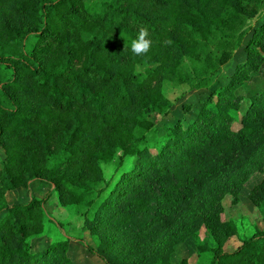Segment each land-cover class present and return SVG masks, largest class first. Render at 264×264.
I'll list each match as a JSON object with an SVG mask.
<instances>
[{
	"label": "trees",
	"instance_id": "1",
	"mask_svg": "<svg viewBox=\"0 0 264 264\" xmlns=\"http://www.w3.org/2000/svg\"><path fill=\"white\" fill-rule=\"evenodd\" d=\"M141 27L152 44L134 56ZM263 63L264 0H0V264H78L69 239L40 243L62 225L46 209L53 193L82 211L99 247L76 241L105 264H171L190 239L208 264H264V229L227 251L239 228L223 218L225 197L238 204L264 172V88L238 92ZM166 84L209 94L162 134L154 118L175 107ZM132 158L107 179L102 163ZM35 181L52 192L7 201ZM249 198L264 206V179Z\"/></svg>",
	"mask_w": 264,
	"mask_h": 264
},
{
	"label": "rangeland",
	"instance_id": "2",
	"mask_svg": "<svg viewBox=\"0 0 264 264\" xmlns=\"http://www.w3.org/2000/svg\"><path fill=\"white\" fill-rule=\"evenodd\" d=\"M97 1H110V0H97ZM34 45V40L31 39L28 43V49H31ZM245 60V53L243 48L240 49L233 60V62L224 68L220 73L218 79L213 85L212 89L223 86L233 73L235 62ZM146 68L145 65L139 67V71ZM264 88V63L260 67H256L252 71L247 73V78L244 80L243 85L238 89L239 93L251 95L255 92L261 91ZM165 94L174 104V110L172 114L167 117H155V121L164 134L171 126L176 124L179 118L191 119L196 115V112L201 107V102L209 94V91H191L187 87L176 89L170 84L165 86ZM191 104L193 109L191 112H185L184 106ZM4 152L0 149V166L4 162ZM135 159L125 160L122 164L119 160H115L111 163H102L105 175L108 180L114 181L119 177L120 173L132 166ZM264 179V172L256 174L250 178L246 183L240 194V202L233 204L230 195H227L224 199L225 214L224 220L232 219L238 224L239 235L233 238L225 247L227 251H234L241 246L242 241L245 238L252 236L255 231L260 228L264 229V206L256 208L251 202L249 196L253 187L259 184ZM51 192L49 184L42 181H35L32 183L30 190L18 189L16 191L9 192L7 201L10 204L26 203L34 196L37 198H45ZM46 209L49 215L62 225L58 226L57 223H48L46 231L40 236V243L46 244L51 242H60L64 240L70 241L69 256L78 264H105L99 257L93 255L87 251L76 239H83L86 243L96 248L99 247L98 240L95 236H91L89 233L83 234L81 228L84 224L82 211L75 207H62L59 203L57 194L50 198L46 204ZM201 238L207 239L210 246L214 245L212 238L207 234L205 229L201 231ZM183 259H187L189 264H208L209 259L207 254L202 256V259L198 256L196 243L190 239L183 244L176 247L175 253L171 258V264H179Z\"/></svg>",
	"mask_w": 264,
	"mask_h": 264
},
{
	"label": "clouds",
	"instance_id": "3",
	"mask_svg": "<svg viewBox=\"0 0 264 264\" xmlns=\"http://www.w3.org/2000/svg\"><path fill=\"white\" fill-rule=\"evenodd\" d=\"M152 41L148 38V30L141 27L136 38L131 40L130 50L134 56L146 55L151 48ZM127 48V44L124 46Z\"/></svg>",
	"mask_w": 264,
	"mask_h": 264
},
{
	"label": "crops",
	"instance_id": "4",
	"mask_svg": "<svg viewBox=\"0 0 264 264\" xmlns=\"http://www.w3.org/2000/svg\"><path fill=\"white\" fill-rule=\"evenodd\" d=\"M51 187V186H50ZM51 192H52V187H51ZM50 192V193H51ZM9 194V193H8ZM8 194H7V197H8ZM56 193H53L52 197L55 195ZM42 199V198H41ZM236 250V249H235Z\"/></svg>",
	"mask_w": 264,
	"mask_h": 264
}]
</instances>
